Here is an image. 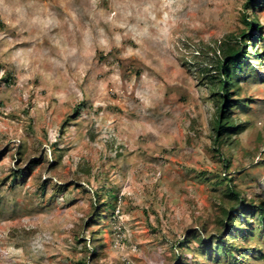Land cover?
<instances>
[{"label": "rangeland", "instance_id": "obj_1", "mask_svg": "<svg viewBox=\"0 0 264 264\" xmlns=\"http://www.w3.org/2000/svg\"><path fill=\"white\" fill-rule=\"evenodd\" d=\"M246 2L0 0V264H236L217 240L180 245L215 233L216 175L264 205V0ZM244 16L241 129L217 152L205 76ZM251 219L236 242L260 251L238 264H264Z\"/></svg>", "mask_w": 264, "mask_h": 264}, {"label": "trees", "instance_id": "obj_2", "mask_svg": "<svg viewBox=\"0 0 264 264\" xmlns=\"http://www.w3.org/2000/svg\"><path fill=\"white\" fill-rule=\"evenodd\" d=\"M263 1V0H262ZM259 3L257 0H247L245 4V9L254 8ZM262 4V3H261ZM249 16V15H248ZM244 16L243 24L246 26V31H242L240 35V41L234 45L226 42L220 48L221 56L217 60L214 67L215 74L206 75V80L212 84L210 87V92L212 93L214 103L216 105V117L213 124L214 142L219 148L226 143V140L231 137V134L238 132L241 128L231 120V109L237 104L233 97L237 95V79H234L237 74L242 72L247 65L246 61V50L247 48H253L255 45V39L251 36V31L259 29L260 26L256 23L253 16ZM247 18V19H246ZM243 43V44H242ZM206 72V73H205ZM209 71L207 68L203 69V73L207 74ZM220 153V157H221ZM224 168L228 170L229 160L224 159ZM28 170V169H27ZM27 170H17L11 175L13 181L17 178H23ZM226 179H221L220 176H215L214 180H209V184L214 188L223 186L220 195L222 196V202L219 204V213L217 215V228L214 234L205 233L203 237L198 231L192 232V235H188L182 245L190 244L192 241L196 242L199 247L209 244L212 240H217L220 244V251L216 249H210L209 254H221L224 258L232 257L236 264L239 260H244L246 253H257L260 251L259 248L256 249L255 246L250 247L248 245H241L236 242V239L246 240L249 237L250 223L252 222V217L257 216L261 221L262 230L264 232V205H255L254 202H245V199L241 196L240 192L236 191V187L232 185V181ZM61 189V187H58ZM96 207L98 210L94 211L92 216H97L106 202L100 199L99 194L96 195ZM241 205V207H240ZM240 219H243L241 222ZM207 242V243H206ZM210 245V244H209ZM99 248L98 246H96ZM95 248V249H97ZM97 252L92 254L94 258L97 256ZM184 258L181 255L178 256V264H186L183 262ZM77 264H86L84 261Z\"/></svg>", "mask_w": 264, "mask_h": 264}]
</instances>
